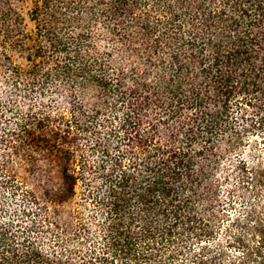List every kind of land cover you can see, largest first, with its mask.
Listing matches in <instances>:
<instances>
[{"label":"trees","instance_id":"16d2710c","mask_svg":"<svg viewBox=\"0 0 264 264\" xmlns=\"http://www.w3.org/2000/svg\"><path fill=\"white\" fill-rule=\"evenodd\" d=\"M253 128L264 0H0V264H264V206L216 247Z\"/></svg>","mask_w":264,"mask_h":264},{"label":"rangeland","instance_id":"374dc122","mask_svg":"<svg viewBox=\"0 0 264 264\" xmlns=\"http://www.w3.org/2000/svg\"><path fill=\"white\" fill-rule=\"evenodd\" d=\"M263 132L264 130L262 128L256 129L253 128L251 130V134L249 135V139L247 141V151L245 154V157L247 158L248 164L252 168L259 169L264 174V139H263ZM237 181V179L235 180ZM12 181L1 184V193H0V200L3 202L6 206V209L11 213L14 217H19L21 221H23V224H30V222H33L35 219H37L40 214V212H36L37 208L35 203L28 202L24 196V190L26 188L25 183L20 181V185L17 188L12 187ZM15 184V183H14ZM235 184V183H234ZM11 185V186H10ZM245 187H248L246 190V197L242 198L241 196H238L239 194H236L234 196L231 209H228V215L230 218L238 217L239 221L235 222L234 224L227 223L228 230H230L229 233H226V231L223 229L222 231H219V245L216 247L219 249H223L225 252V256L232 257L231 255L234 254L237 257L244 255V252L247 251V249L250 250L249 247H243L241 243L237 244L235 242H232L231 244L228 243V240L230 237L231 239H234L235 237L238 238L243 237L246 239L249 243L252 241L251 236V222L255 221L256 214H259L261 211H263L264 206V193H263V186L258 187V193H255L253 191V186L244 185ZM3 193V194H2ZM3 195V196H2ZM252 210L255 215H252L250 211ZM226 222L224 221L223 224L226 225ZM34 226V225H33ZM34 230L37 228L34 226L32 227ZM230 235V237H228ZM240 237V238H241ZM239 247V248H237ZM236 257V258H237Z\"/></svg>","mask_w":264,"mask_h":264}]
</instances>
